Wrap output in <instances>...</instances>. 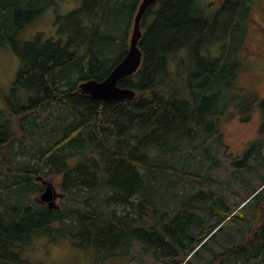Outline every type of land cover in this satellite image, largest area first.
<instances>
[{"label": "trees", "instance_id": "obj_1", "mask_svg": "<svg viewBox=\"0 0 264 264\" xmlns=\"http://www.w3.org/2000/svg\"><path fill=\"white\" fill-rule=\"evenodd\" d=\"M58 1L0 0V44L19 60L9 91L0 87V264H26L21 250L38 235L78 237L102 264H193L214 231L238 219L250 237L223 258L240 252L237 261L264 264V250L259 258L251 247L264 242V187L244 198L224 183L237 194L233 204L213 188L218 161L208 165L200 152L217 144L231 107L243 122L258 111L260 137L237 165L251 170L255 158L264 166V97L239 84L247 59H260L246 44L262 25L253 0L152 4L141 21L142 64L119 82L136 96L121 101L96 99L79 84L105 79L126 56L142 0H82L60 17L55 37L18 38ZM48 178L63 194L56 208L33 198ZM250 198L252 212L242 206Z\"/></svg>", "mask_w": 264, "mask_h": 264}, {"label": "rangeland", "instance_id": "obj_2", "mask_svg": "<svg viewBox=\"0 0 264 264\" xmlns=\"http://www.w3.org/2000/svg\"><path fill=\"white\" fill-rule=\"evenodd\" d=\"M222 0H201L204 5H214L217 7ZM82 4V0H59L55 6H52L45 10L41 15H39L32 23L26 25L22 31L18 34V38L21 40H29L35 37L39 32H43L46 36L55 37V35L61 25L60 17L67 15L71 11L79 8ZM251 10V15L256 19V21L262 23L260 31L256 34V38L253 41L250 38L251 44H246L254 51L258 52V61L253 62L252 59H247L249 62V72L247 76H241L239 84L242 87L243 92L251 93L257 97H264V59L261 58V53H264V0H253L249 4ZM227 45V41L225 43ZM229 45V44H228ZM232 45V43H231ZM245 45V44H244ZM245 45V47H247ZM244 47V48H245ZM246 55V54H245ZM244 55V58H245ZM251 55H254L251 53ZM255 56V55H254ZM248 57L249 54H248ZM19 68V60L16 56L14 50L10 45L0 44V87L5 91H9L15 77L17 70ZM254 73L255 75H252ZM235 108L231 107V112L226 116L221 117V125L219 126V140L217 144L207 142L204 148L200 151L205 157L208 165L212 160L218 161V168L215 170V176L218 182L215 183L213 188L222 196H226L230 199L233 204H238L239 199L237 194L231 193L230 190H235L238 195L244 198H248L250 194V187H253L256 192L252 195H256L263 188L264 176V166L258 164V160L251 158L249 160L251 165V170L245 166H238L237 161L241 160L245 151L250 144L260 137V130L263 123V117L260 112H254L252 118L249 122H243L241 120L240 114H235L231 117L233 110ZM206 137L204 140L208 139L209 131L206 130ZM220 144L219 148L218 145ZM211 154V156L209 155ZM51 184L62 192L58 187V180L55 178H48ZM221 181V182H219ZM224 183H228L231 187L228 189ZM45 188V185H44ZM260 188H262L260 190ZM258 190H260L258 192ZM264 195V191H262ZM41 193H37L33 196L34 199H39ZM251 197V198H252ZM250 199L247 201L249 202ZM59 205L63 204V200L57 199L56 203ZM247 202V203H248ZM256 203V201H251ZM246 204H242L248 212H252ZM45 204V203H44ZM259 216L264 217V209H261ZM239 226H224L222 229H216L214 233L216 234L215 240L209 239L208 247L200 249L201 256L192 258L193 264H207V262L214 260L215 264L220 262L221 264H245L242 260L237 261L238 253L228 254L223 258V254L227 249H233L237 244H240L249 238L241 231L240 227H246L245 220L238 219ZM264 221V220H263ZM210 224L214 223V220L209 221ZM217 222V220H215ZM264 235V234H263ZM79 242V244H78ZM81 239L78 237H68L62 236L59 238H54L46 235H38L33 238L32 242L24 249L21 250L24 257L28 258L29 261L41 264H102L94 261V254L86 248L80 247ZM140 244H137L134 249L135 254H139ZM216 253L218 257L215 255ZM27 264V261H25ZM111 262L108 261L107 264ZM131 264H138L137 261H131ZM141 264V263H139Z\"/></svg>", "mask_w": 264, "mask_h": 264}, {"label": "water", "instance_id": "obj_3", "mask_svg": "<svg viewBox=\"0 0 264 264\" xmlns=\"http://www.w3.org/2000/svg\"><path fill=\"white\" fill-rule=\"evenodd\" d=\"M158 0H142L134 19V26L130 39V46L126 56L111 70L110 74L102 81L95 79L85 80L80 84V91L96 99L108 101H121L135 97L136 91L129 87L119 86V81L138 71L142 63V50L139 41L143 35L141 28L142 18L147 9ZM41 178L40 176L38 177ZM46 189L40 199L48 203L50 208L55 207V198L62 196L47 181Z\"/></svg>", "mask_w": 264, "mask_h": 264}, {"label": "flooded vegetation", "instance_id": "obj_4", "mask_svg": "<svg viewBox=\"0 0 264 264\" xmlns=\"http://www.w3.org/2000/svg\"><path fill=\"white\" fill-rule=\"evenodd\" d=\"M262 238L264 239V235H262ZM264 241V240H263ZM251 247L253 248V252L254 251H258V255H259V258H261V253L262 251L264 250V242L263 243H254L251 245ZM23 254V253H22ZM255 254V253H254ZM253 254V255H254ZM252 255V254H251ZM27 261V264H37L35 262H32V261H29L28 258L26 260V258L24 257V255L22 256V260L21 262H24Z\"/></svg>", "mask_w": 264, "mask_h": 264}, {"label": "bare ground", "instance_id": "obj_5", "mask_svg": "<svg viewBox=\"0 0 264 264\" xmlns=\"http://www.w3.org/2000/svg\"><path fill=\"white\" fill-rule=\"evenodd\" d=\"M114 68V67H113ZM110 74V73H109ZM90 79H95V78H90ZM86 80H89V79H86ZM95 80H97V79H95ZM104 80V79H103ZM83 81H85V80H83ZM83 81H81L80 82V84L83 82ZM97 81H102V80H97ZM80 84H79V88H80ZM80 90V89H79Z\"/></svg>", "mask_w": 264, "mask_h": 264}]
</instances>
